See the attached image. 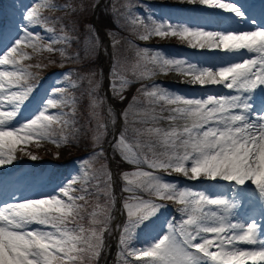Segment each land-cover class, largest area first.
Here are the masks:
<instances>
[{
  "label": "rangeland",
  "instance_id": "rangeland-1",
  "mask_svg": "<svg viewBox=\"0 0 264 264\" xmlns=\"http://www.w3.org/2000/svg\"><path fill=\"white\" fill-rule=\"evenodd\" d=\"M109 1L119 23L114 34L106 31L112 26L106 11L94 16L98 0H0V169L14 171L0 186L27 184L6 207L21 212L1 220L9 226L0 228V264L96 263L108 221L104 197L112 188L104 156L96 155L93 168L95 154L81 155L92 142L106 154L107 131L117 135L120 156L112 158L113 186L124 185L128 194L110 222L107 263L118 253L113 231L123 233L125 214L121 259L130 252L146 254L148 264H264L263 226L254 227L264 215L263 165L252 169L240 158L252 114L264 111V26L249 20L252 26L238 32L234 21H224L213 31L215 14L200 10L213 0H157L174 8ZM251 1L239 13L245 23L260 2ZM117 2L124 3L119 11ZM219 5L223 15L236 7L229 0ZM179 15L201 21L191 26ZM150 22L154 27L146 29ZM126 24L142 27L135 38ZM156 75L198 77L218 87L211 94ZM215 76L221 83H213ZM242 119L249 121L245 133ZM30 157L44 167L31 173ZM53 166L71 168L53 180ZM94 169V178L104 176L99 191H76ZM44 183L46 192L37 189ZM61 191L77 204L66 206ZM244 206L254 215L240 229Z\"/></svg>",
  "mask_w": 264,
  "mask_h": 264
},
{
  "label": "bare ground",
  "instance_id": "bare-ground-1",
  "mask_svg": "<svg viewBox=\"0 0 264 264\" xmlns=\"http://www.w3.org/2000/svg\"><path fill=\"white\" fill-rule=\"evenodd\" d=\"M240 7L242 6V2H239L238 4ZM221 7V5H219L218 1H213L211 4H210V9L212 11L214 10H217ZM205 11V10H204ZM239 11L238 9H232L230 12H229V15H223V18L222 16H220L219 20H234L235 21V24L236 26H239L238 25V21H243V17L240 16L239 14ZM206 13H211V11H206ZM250 15L249 18L250 19H256V16L258 15L256 12H250L249 13ZM215 20H218L215 19ZM250 26L249 22L247 21V23L245 25H242V28L244 27H248ZM241 27V26H240ZM216 79L212 78L213 81H216V82H213V83H221L220 82V77L219 76H215ZM219 79V80H218ZM182 81H188V82H191V83H194L196 81V78L194 77H185V78H182ZM214 87H216V85H212L211 88H209V90H213ZM211 94H214L213 91H210ZM252 119H254L253 122H250V125L251 127H248L247 129V133H250L248 134V145L249 147H247V151H244V155H240V158L243 156L244 157V164L247 166H251L252 169H256L258 170L260 166L263 165V172H264V111L262 112V114L259 116H253ZM243 125V130L242 132L245 133V127H246V124L245 122H242L241 123ZM241 142H238L239 145ZM243 146V145H241ZM243 148V147H242ZM239 158V159H240ZM244 216V214H243ZM239 222L241 220H245L244 218H242L241 220L238 219ZM245 225V223H244Z\"/></svg>",
  "mask_w": 264,
  "mask_h": 264
}]
</instances>
